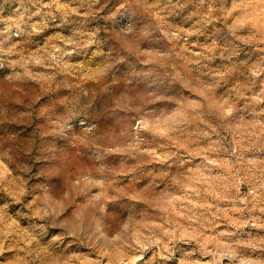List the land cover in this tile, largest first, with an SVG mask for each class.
Segmentation results:
<instances>
[{"label": "rangeland", "instance_id": "rangeland-1", "mask_svg": "<svg viewBox=\"0 0 264 264\" xmlns=\"http://www.w3.org/2000/svg\"><path fill=\"white\" fill-rule=\"evenodd\" d=\"M0 264H264V0H0Z\"/></svg>", "mask_w": 264, "mask_h": 264}]
</instances>
